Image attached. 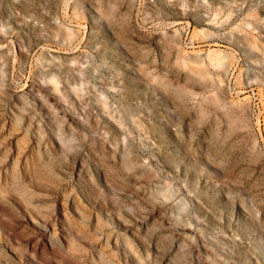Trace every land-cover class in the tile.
Segmentation results:
<instances>
[{
  "label": "rangeland",
  "instance_id": "obj_1",
  "mask_svg": "<svg viewBox=\"0 0 264 264\" xmlns=\"http://www.w3.org/2000/svg\"><path fill=\"white\" fill-rule=\"evenodd\" d=\"M0 264H264V0H0Z\"/></svg>",
  "mask_w": 264,
  "mask_h": 264
}]
</instances>
